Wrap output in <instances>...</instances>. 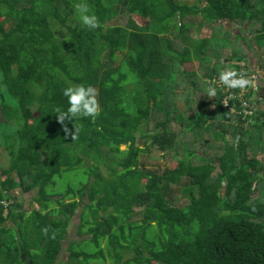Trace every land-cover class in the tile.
I'll return each instance as SVG.
<instances>
[{"label": "trees", "instance_id": "16d2710c", "mask_svg": "<svg viewBox=\"0 0 264 264\" xmlns=\"http://www.w3.org/2000/svg\"><path fill=\"white\" fill-rule=\"evenodd\" d=\"M61 2L66 14L58 0H0V264H58L78 213L82 238L63 264L108 254L113 264H264V77L252 117L239 87L217 83L232 70L249 81L250 54L264 70V0ZM77 3L97 27L82 24ZM81 84L96 90L98 114L61 122L64 89ZM142 140L176 167L143 164ZM87 161L89 181L58 192L56 178Z\"/></svg>", "mask_w": 264, "mask_h": 264}, {"label": "rangeland", "instance_id": "374dc122", "mask_svg": "<svg viewBox=\"0 0 264 264\" xmlns=\"http://www.w3.org/2000/svg\"><path fill=\"white\" fill-rule=\"evenodd\" d=\"M184 1V0H183ZM58 5L61 9V11L63 12V14H66L68 12V10L65 9L64 5L62 4L61 0H58ZM192 5V4H190ZM70 21L73 22L74 24H77V22L75 21V18L73 15L70 16ZM197 22H200L199 20ZM128 23V19L126 17L124 18H120V19H117L115 20L112 24L113 25H122V26H125L126 24ZM228 28H230L228 26ZM231 29V32L232 34L234 35L235 31L233 30V28H230ZM190 37H192L193 39V42L198 40L201 36H200V30L199 28H196V29H191L190 31ZM244 37L247 36V34H243ZM191 39V41H192ZM251 39V38H249ZM180 42V41H179ZM243 42V41H242ZM181 43L184 44L183 41H181ZM244 43V42H243ZM189 47H192V43H187ZM251 59H250V62H249V65L251 66V71L252 69L253 70H256L254 72V74H257L258 76V79L260 81V79L262 77H264V70L262 68H260V64H261V61L259 62L258 59H256L253 55H251ZM192 68L194 67V65H191ZM197 66H195L196 68ZM197 70H198V75L200 77H198V79L196 78L197 80V83L199 84L198 88H199V95L200 94H204L205 90H207V84L204 80V76L202 74V71L201 69H198L197 67ZM188 90H192L191 86H187ZM261 92V91H260ZM182 105V104H181ZM33 109L35 110L36 108L33 107ZM216 108L212 105L210 106V110L213 111L215 110ZM1 117L3 118L4 116L1 115ZM154 122H152L150 124V126H146L144 127V134L148 133V132H152V134H155L156 131H155V128H154ZM172 128H173V131L175 130L176 132L178 131V124L175 122L173 124L170 125ZM172 128H170L172 130ZM174 131V132H175ZM210 139H213V136L211 135L210 136ZM144 140V138H143ZM142 140V141H143ZM188 140L190 141L191 138H188ZM141 141V142H142ZM149 141H143V143H140V145L142 146V148H145L146 151L141 155L140 157V161L145 164L146 166L148 167H162L163 169H165L166 167H171V168H175L176 165H177V162H172L171 163H167L166 160L164 159V154L161 150H159L158 147L156 146H153L151 145V143ZM219 144V143H218ZM217 144V145H218ZM196 148H200V144L199 142L197 143L196 145ZM127 149V146H122V150H126ZM6 151L3 149L2 150V156L0 157V165L3 166V167H7L8 166V159L6 157ZM110 159V158H109ZM109 159L107 161H109ZM87 165H84L83 167L80 166L78 167L76 170L74 171H67V172H64L62 176H59L56 178V183H57V186H56V190L59 192H64L66 191V189L69 187V186H72V187H79L82 183H87L89 181V177H90V168H91V165L93 164L94 165V162L92 161H87L86 162ZM88 165L90 167H88ZM102 170H103V173L104 174H107V169L102 166ZM183 189V188H182ZM180 189V191H176V200L178 201V204L181 205L183 203H185L187 200L183 197V190ZM35 194L33 193H30V194H26V193H23L21 190H16L13 192V196H15L18 200V202L20 203H23L25 209L27 210H30L32 209L31 206H34L36 208H38V206L36 204H33V197H34ZM87 201V199H85V202ZM141 217L138 216V215H133L131 220L132 221H140ZM80 218H79V213L76 215V217L73 219L72 221V224H71V229H70V233L68 235V239L67 241L64 242V249L62 250V252L60 253L59 255V261H58V264H63L65 262H67L68 260V257H69V252L67 251V247L69 245L70 242H73V241H76V240H80L82 237L79 236V233H78V228L80 226ZM103 247L105 248V242L103 243ZM75 249L77 250H84V249H87L88 251H95L96 248L95 246L92 244H89V243H82L80 241H77V243L75 244ZM107 254H108V250H106ZM91 264H104L102 261H98L95 262V261H92ZM105 264H113L112 260H110V257H109V254H108V261L107 263Z\"/></svg>", "mask_w": 264, "mask_h": 264}, {"label": "clouds", "instance_id": "9594fccd", "mask_svg": "<svg viewBox=\"0 0 264 264\" xmlns=\"http://www.w3.org/2000/svg\"><path fill=\"white\" fill-rule=\"evenodd\" d=\"M75 9L79 19L83 25L91 28H95L98 25L97 17L94 14H89V9L86 4L77 3L75 4ZM219 80L231 87V88H243L249 83L244 77L237 78V72L232 71H221ZM261 86V83H260ZM210 95H215V88L209 89ZM64 96L68 99L69 107L67 111L59 115V120L63 122L65 118L71 119V117L77 114H82L83 116H95L98 114V101L96 96V90L92 86L85 87L84 85L69 86L64 89ZM65 130L68 131L65 125Z\"/></svg>", "mask_w": 264, "mask_h": 264}, {"label": "built area", "instance_id": "2783aa9c", "mask_svg": "<svg viewBox=\"0 0 264 264\" xmlns=\"http://www.w3.org/2000/svg\"><path fill=\"white\" fill-rule=\"evenodd\" d=\"M245 69L242 70L241 75L245 73ZM240 75V76H241ZM250 78L249 83L247 85H245L243 88H240V91L238 93V98L240 99V101H242L243 106L247 107V109H245V114L248 116H253V111L249 109V107L251 106L250 101L249 100H253L256 98V95L259 91V86H260V81L258 79L257 74H247ZM243 77V76H242ZM216 82V80H215ZM218 84H221L222 82L220 80L217 81ZM252 92L253 96L250 98L248 97V93ZM235 98V94H232L231 96H229L228 98H226L224 100V104L226 106H229V101ZM250 98V99H249Z\"/></svg>", "mask_w": 264, "mask_h": 264}]
</instances>
